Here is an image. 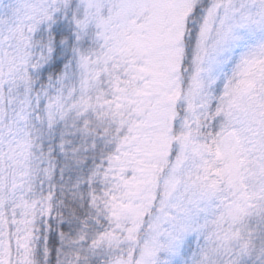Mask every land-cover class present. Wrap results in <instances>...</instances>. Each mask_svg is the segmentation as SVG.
<instances>
[{"label":"snow or ice","instance_id":"6c2138e0","mask_svg":"<svg viewBox=\"0 0 264 264\" xmlns=\"http://www.w3.org/2000/svg\"><path fill=\"white\" fill-rule=\"evenodd\" d=\"M0 264H264V0H0Z\"/></svg>","mask_w":264,"mask_h":264}]
</instances>
